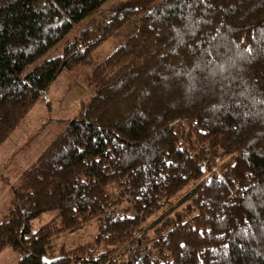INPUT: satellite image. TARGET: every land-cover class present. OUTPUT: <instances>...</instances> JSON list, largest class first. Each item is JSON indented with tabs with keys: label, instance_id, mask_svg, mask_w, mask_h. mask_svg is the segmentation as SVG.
I'll return each mask as SVG.
<instances>
[{
	"label": "trees",
	"instance_id": "16d2710c",
	"mask_svg": "<svg viewBox=\"0 0 264 264\" xmlns=\"http://www.w3.org/2000/svg\"><path fill=\"white\" fill-rule=\"evenodd\" d=\"M106 1L0 0V144L58 74L119 41L11 184L0 250L17 264H264V0ZM89 223L87 241L52 242Z\"/></svg>",
	"mask_w": 264,
	"mask_h": 264
},
{
	"label": "rangeland",
	"instance_id": "374dc122",
	"mask_svg": "<svg viewBox=\"0 0 264 264\" xmlns=\"http://www.w3.org/2000/svg\"><path fill=\"white\" fill-rule=\"evenodd\" d=\"M117 0H108L101 7L104 10L109 3ZM72 33L67 38L71 37ZM62 39L54 46L50 47L40 59L59 55L62 51ZM118 37L112 36L106 39L93 49L89 60L78 65L71 71H62L49 86L52 93V101L48 115L39 101L35 102L24 116L18 129L9 135L0 144V217L5 213L10 200V186L16 180L19 173L34 160L36 152H40L44 144L40 139L48 141L55 136L63 127L64 120L70 119L79 107L81 99L86 98L90 91L84 86L85 77L91 72L94 65L105 58L118 44ZM41 126L39 127L38 124ZM217 167L213 170H216ZM129 205L124 197L113 207V211L120 210ZM56 214V210H48L41 213L30 222L31 231H35L39 226L50 220ZM94 234V224L89 223L73 230L63 233L52 239L57 245L65 247L73 246L77 243L87 241ZM0 264H17V254L9 248L0 250Z\"/></svg>",
	"mask_w": 264,
	"mask_h": 264
},
{
	"label": "crops",
	"instance_id": "0c3cea01",
	"mask_svg": "<svg viewBox=\"0 0 264 264\" xmlns=\"http://www.w3.org/2000/svg\"><path fill=\"white\" fill-rule=\"evenodd\" d=\"M52 93L49 91V89L47 90V93L44 95V96H42V98H40L39 100H37V102L39 101V103L43 106V107H45L46 109H45V112H47V114L48 115H51L52 114V109H51V111H50V109L49 110H47V107H46V104L47 103H49L50 104V106H51V101H52ZM38 124H40V123H38ZM39 127L41 126V124L40 125H38ZM18 128H19V126H18ZM16 130H18V129H14L13 131H12V133L13 132H15ZM11 133V134H12ZM10 134V135H11ZM41 141H42V143L44 144V147L47 145V143H48V140L47 139H40ZM43 147V148H44ZM41 152V151H40ZM40 152H36V156L40 153ZM35 156V157H36ZM34 157V158H35ZM33 158V159H34Z\"/></svg>",
	"mask_w": 264,
	"mask_h": 264
},
{
	"label": "water",
	"instance_id": "95a60500",
	"mask_svg": "<svg viewBox=\"0 0 264 264\" xmlns=\"http://www.w3.org/2000/svg\"><path fill=\"white\" fill-rule=\"evenodd\" d=\"M46 107H47V110L50 109V106H49V103L46 104ZM61 257L57 256V257H52V258H49V257H46V256H42L41 257V261L45 264H50L52 262H55L56 260L60 259Z\"/></svg>",
	"mask_w": 264,
	"mask_h": 264
}]
</instances>
